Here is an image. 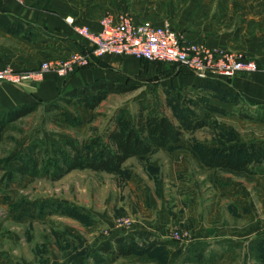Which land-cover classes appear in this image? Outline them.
<instances>
[{
    "label": "rangeland",
    "instance_id": "obj_1",
    "mask_svg": "<svg viewBox=\"0 0 264 264\" xmlns=\"http://www.w3.org/2000/svg\"><path fill=\"white\" fill-rule=\"evenodd\" d=\"M85 2L88 10L102 11L100 15L114 11L133 16L135 10L152 13L159 0ZM101 2L110 5L98 6ZM76 44L85 55L81 42ZM111 56L135 62L126 55ZM163 65L167 64L137 61L136 70L125 73L90 57L80 69L84 75L77 88L104 81L128 91L105 95L93 110L73 99L56 103L58 110L48 112L51 103L76 89L65 82L80 70L66 77L54 75L60 87L52 99L36 101L35 113L5 130L0 162L33 141L56 148L63 142L79 146L111 127L120 109L131 121L140 106H147L177 124L175 111L193 110L190 101L200 98L225 113L198 112L202 129L184 132L181 142L163 153L129 159L121 175L84 170L59 181L14 176L9 183L3 170L17 164L0 166V264H69L133 233L134 254L117 260L98 255L103 260L99 264H264V199L258 200L254 179L257 168L264 170V161H256L264 152V142L257 143L264 140V122L247 123L239 107L229 109V99L199 89L205 82L178 66ZM191 77L201 84L190 83ZM225 145L244 147L243 157L250 162L246 172L209 169L194 155L200 147ZM256 146L262 151L256 153ZM120 219H129L131 227L117 228ZM84 264L97 262L91 255Z\"/></svg>",
    "mask_w": 264,
    "mask_h": 264
},
{
    "label": "crops",
    "instance_id": "obj_2",
    "mask_svg": "<svg viewBox=\"0 0 264 264\" xmlns=\"http://www.w3.org/2000/svg\"><path fill=\"white\" fill-rule=\"evenodd\" d=\"M23 1L24 4L19 5L13 0H0V14L10 24L13 23L8 25L10 30L0 27V68L9 66L14 71L37 69L42 62L68 58L80 51L76 44L80 40L72 35L65 18H73L91 30L98 31L99 20L104 15H100L102 11L88 10L89 5L85 0H77V4L71 0ZM119 4L117 2L115 6L119 7ZM106 5L110 4H98L101 7ZM74 7H78V10ZM135 11L133 18L136 22L148 20L156 25L171 23L172 28L190 43L232 52L246 60L255 61L259 72L238 74L213 84H220L221 90L236 98V104H228L229 109L239 107L240 114L252 117L242 120L247 123L255 121V124L259 120L264 122V0H159L150 14L145 9L138 13ZM118 13L120 12H111L114 15ZM81 44L82 48L85 47L82 42ZM129 58L139 61L130 56ZM100 61L125 73L136 70L133 69L135 62L131 63L127 59L106 55ZM165 66L167 65H163ZM83 75L84 71H78L65 82L66 86L77 88L83 81ZM190 79V83H200L195 77ZM58 83L54 74L44 75L33 87L21 88L0 83V111L25 102L48 101L52 99L49 97L58 92ZM261 142L264 140L257 143ZM163 150L166 149L157 152L163 153ZM254 179L257 190L255 193H260L258 200L262 202V167L257 168ZM260 214L263 215V210Z\"/></svg>",
    "mask_w": 264,
    "mask_h": 264
},
{
    "label": "trees",
    "instance_id": "obj_3",
    "mask_svg": "<svg viewBox=\"0 0 264 264\" xmlns=\"http://www.w3.org/2000/svg\"><path fill=\"white\" fill-rule=\"evenodd\" d=\"M8 25H13V23L10 24L0 14V27H7L10 30ZM218 86L208 82L201 84L199 89L221 94L223 99H229L228 103L236 104V98L225 93ZM127 91L124 85L100 81L66 91L63 96L49 105L47 111H56L58 110L56 103L66 104L73 99L85 108L93 110L99 106L105 95ZM190 106L193 110L183 107L180 108L181 111H175L177 124L167 116L160 114L157 109H148L147 106H140L131 121L124 118L126 110L120 109L111 118V127H108L101 135L90 137L79 146L71 142H63L60 148H56L53 143L47 147L44 143L33 141L25 149L9 154L5 160L0 162V166L17 164L9 171L3 170L9 183L14 176L59 181L72 171L84 170L121 175L125 171L124 165L129 159L142 160L145 156L161 149L169 150L181 142L184 132L202 129L204 123L200 121L198 112H204L207 116L212 113L225 114L200 98L190 101ZM38 107L39 102H25L12 109L0 111V143L5 130L10 125L35 113ZM240 118L252 119L251 116L245 115ZM255 149L256 153L262 151L259 146H256ZM245 153L244 147L225 145L213 148L200 147L194 155L206 168L244 173L250 164L248 158L243 157ZM252 154L254 155L255 152ZM256 161L261 163L264 161V152ZM135 236L136 234L133 233L115 238L112 242L99 246L92 254L88 252L80 255L69 264H84L91 255L97 264L103 261L99 260L98 255L110 256L111 260L130 256L135 252L133 244Z\"/></svg>",
    "mask_w": 264,
    "mask_h": 264
},
{
    "label": "built area",
    "instance_id": "obj_4",
    "mask_svg": "<svg viewBox=\"0 0 264 264\" xmlns=\"http://www.w3.org/2000/svg\"><path fill=\"white\" fill-rule=\"evenodd\" d=\"M23 5V0H13ZM71 33L85 45V55L72 54L68 60L42 62L37 69L14 71L9 66L0 68V83L15 87H33L46 74L66 77L88 64V58L100 59L106 55H126L149 63L175 65L193 74L205 83H221L238 74L259 72L258 64L232 52L211 49L188 42L168 23L156 25L148 20L136 22L129 13H106L99 20L100 29L93 31L65 18ZM129 219L115 222L117 228L131 227Z\"/></svg>",
    "mask_w": 264,
    "mask_h": 264
}]
</instances>
